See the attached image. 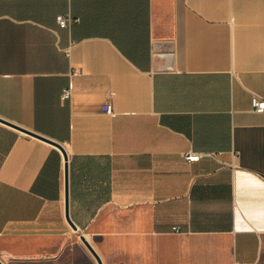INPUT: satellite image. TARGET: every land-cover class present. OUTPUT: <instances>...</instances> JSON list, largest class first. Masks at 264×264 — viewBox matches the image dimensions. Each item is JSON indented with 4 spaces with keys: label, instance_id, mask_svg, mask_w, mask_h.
Masks as SVG:
<instances>
[{
    "label": "crops",
    "instance_id": "1",
    "mask_svg": "<svg viewBox=\"0 0 264 264\" xmlns=\"http://www.w3.org/2000/svg\"><path fill=\"white\" fill-rule=\"evenodd\" d=\"M254 95L264 0H0V117L66 148L78 227L61 149L0 121V258L50 264L78 233L104 264H264Z\"/></svg>",
    "mask_w": 264,
    "mask_h": 264
},
{
    "label": "water",
    "instance_id": "2",
    "mask_svg": "<svg viewBox=\"0 0 264 264\" xmlns=\"http://www.w3.org/2000/svg\"><path fill=\"white\" fill-rule=\"evenodd\" d=\"M0 121L5 123V124H8L10 126H13V127L17 128V129L21 130L22 132H25V133L29 134V135H32V136L38 137V138H40L42 140H45V141H47V142H49V143H51V144H53V145H55V146H57L58 148L61 149V151L63 152L64 158H65V161H66V163H65V190H66L65 213H66V218H67L69 224L71 225V227L74 230H78L77 225L73 222V220L70 217V213H69V167H68V153H67L66 148L60 142H57V141H55V140H53L51 138H48L46 136H43L41 134H38L36 132H33V131L28 130L26 128H23V127L15 124V123L9 121V120H6V119L0 117ZM80 237L83 240V242L85 243V245L87 246V248L94 255V257L96 258L98 264H104L101 256L98 254V252L92 246V244L89 242L87 237L84 234H81ZM0 264H6V263L0 258Z\"/></svg>",
    "mask_w": 264,
    "mask_h": 264
},
{
    "label": "built area",
    "instance_id": "3",
    "mask_svg": "<svg viewBox=\"0 0 264 264\" xmlns=\"http://www.w3.org/2000/svg\"><path fill=\"white\" fill-rule=\"evenodd\" d=\"M57 21L61 27H68L71 23H76L79 21V18L69 16V15H64V14H59L57 15ZM72 95V88L71 86H68L64 88L61 98L63 100H67L71 97ZM252 108L256 112H262L264 113V98L254 95L251 100ZM106 111L109 113H112V105L107 104L106 106ZM212 155L211 153H205V152H199V151H194L190 150L188 152L184 153V159L189 162H197L200 161L203 157Z\"/></svg>",
    "mask_w": 264,
    "mask_h": 264
},
{
    "label": "rangeland",
    "instance_id": "4",
    "mask_svg": "<svg viewBox=\"0 0 264 264\" xmlns=\"http://www.w3.org/2000/svg\"><path fill=\"white\" fill-rule=\"evenodd\" d=\"M75 239L78 241L80 246H75L73 249H67L65 253H70L69 256H61L59 260L56 262H52L50 264H98L96 258L91 253V251L87 248L85 243L80 237V234L75 233ZM84 248L87 255L82 253V249ZM3 259V258H1Z\"/></svg>",
    "mask_w": 264,
    "mask_h": 264
}]
</instances>
